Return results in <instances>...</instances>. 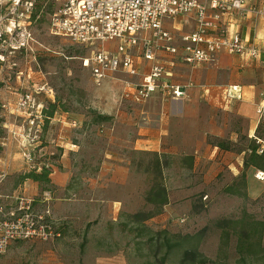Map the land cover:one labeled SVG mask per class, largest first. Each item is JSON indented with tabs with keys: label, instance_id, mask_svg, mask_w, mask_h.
I'll use <instances>...</instances> for the list:
<instances>
[{
	"label": "rangeland",
	"instance_id": "obj_1",
	"mask_svg": "<svg viewBox=\"0 0 264 264\" xmlns=\"http://www.w3.org/2000/svg\"><path fill=\"white\" fill-rule=\"evenodd\" d=\"M37 8L42 11L39 22L32 28V52L16 57L14 61L18 63V68L15 71L2 73L4 79L7 75L10 76V91L7 94L1 91L0 100H4L6 96L16 98L21 93L15 80V74L21 72L29 89L31 85H46L52 91V98L65 103L66 109L73 116L71 124L74 122L75 127L68 126V130H65L61 129L63 126L60 123L53 122L44 131L41 126L40 142L51 146L55 130L61 138L68 135L78 145V152L72 159V177L83 176L87 183L78 184V189L77 184L74 185L76 199L72 202L62 201L66 192H59L56 186L48 185L57 200L53 216L60 229H64L66 233L63 239L61 237L49 243H12L0 255V264H103L105 260L112 264L109 259L120 254L126 264H160L164 256L166 258L162 264H180L182 252L191 246L199 254L198 261L185 264H237L236 238L230 234L227 243L223 242L221 231L216 227L220 222L225 223L224 227H254L253 223H264V199L262 195L256 199L247 197L246 186L242 188L238 179L229 183L227 176L221 178L212 175L210 162L203 160L196 167L181 165L182 160L191 157L193 152H171L159 155L160 158L157 156L162 169V180L153 171L151 162L154 154L130 152L127 155L131 160L130 164L119 165V174L124 175L129 183L119 185L114 192L107 191L108 194L113 193L115 198L112 199L120 202L119 214H106L109 201L106 202L102 191L94 190L95 185L92 183L100 174H108L101 171L102 152L105 145L109 144L108 139H121L122 136L115 133L118 123L108 120L99 125L94 122L93 113L98 114L96 102L101 89L92 84L86 60L91 57L95 48H100V44L87 47L49 36L47 22L54 8L47 6L41 9V5ZM117 45L118 41H114L103 47L107 52L113 53ZM28 68L30 71L26 70ZM125 80L129 79L116 74L110 81L120 83ZM39 97L42 100L49 98L44 95ZM142 108L136 107V112H140L137 110ZM9 122L16 134L21 132L22 119L11 118ZM137 125L140 129V120ZM3 137L6 138L7 134L0 128V138ZM13 139L10 138L7 142L10 143L8 147L17 146L20 137ZM3 149L0 147L1 193L32 198L48 189L30 183L19 184V175L31 169L25 165L19 167L22 159L19 160L18 155H15L18 152L11 153L10 161L8 160L13 167L5 166ZM55 149H49L44 158H38L35 153V171L40 168V172L44 164L53 163L55 167L58 155ZM158 183L166 192L167 201L163 206L146 201L150 191ZM235 183V195L226 193L225 188ZM135 214L150 217L133 220ZM109 219H114L116 223ZM202 229L206 230L199 234ZM188 235L195 239L185 240L184 237ZM175 242L179 245L167 252L168 246ZM124 243L132 244L125 249ZM261 244L264 247V231ZM253 264H264V257L257 255Z\"/></svg>",
	"mask_w": 264,
	"mask_h": 264
},
{
	"label": "built area",
	"instance_id": "obj_2",
	"mask_svg": "<svg viewBox=\"0 0 264 264\" xmlns=\"http://www.w3.org/2000/svg\"><path fill=\"white\" fill-rule=\"evenodd\" d=\"M39 5L41 9L54 8L47 22L49 36L87 47L100 44V48H95L86 60L95 87L100 88L105 80L116 74L139 76L132 55L134 50L138 52V59L151 64L139 83L122 81L123 91L118 102L121 105L128 103V106L140 107L155 94L165 100L177 101L193 87L191 83L180 86L170 82L166 68L156 60L159 51L172 56L178 53L173 37L163 28L164 21L194 14V30L180 39L182 54L179 56L181 63L192 68L211 63L218 53L258 58V50L248 47L238 35H212L216 29L214 22L221 14L245 12L243 0H0V93L10 91V76L4 79L2 73L15 71L18 68L14 61L16 57L32 52V28L41 18ZM208 9L216 14L209 17ZM254 13L264 14L262 10ZM114 41H118L115 52H107L103 46ZM26 70L30 71L29 68ZM22 76L21 72L15 74L21 93L14 103L0 100V128L7 134L6 138H0V147L5 149L10 138L16 140L20 137L17 146L22 161L26 167L35 170L33 148L40 141L43 123V105L38 97L44 93L52 99V91L46 85H31L29 89ZM256 112L259 118L264 116V94ZM11 118L22 119L20 133L11 129ZM140 124H147L143 114ZM71 126L75 127V123ZM263 151L259 148L256 153L260 155ZM52 164L43 167L51 169ZM254 178L264 182V173L257 172ZM54 201L53 191L49 188L32 198L0 192V255L12 243H49L60 238V227L53 216Z\"/></svg>",
	"mask_w": 264,
	"mask_h": 264
},
{
	"label": "crops",
	"instance_id": "obj_3",
	"mask_svg": "<svg viewBox=\"0 0 264 264\" xmlns=\"http://www.w3.org/2000/svg\"><path fill=\"white\" fill-rule=\"evenodd\" d=\"M243 1L245 12L221 14L218 21L214 22L216 29L212 35L214 37H221L224 34L238 35L248 47H255L258 50L257 59L218 53L211 63L197 67L192 68L181 63L180 39L192 33L195 27L194 14H190L163 22V28L173 37V45L178 49L177 55L172 56L165 51L156 54L157 62L169 73L170 82L180 86L188 83L193 85L186 90L183 98L171 101L155 94L140 106L143 107L137 110L140 112H136V107L128 106V103L122 105L118 103L123 91L122 82L115 83L107 79L100 87L101 91L96 102L97 113L99 116L107 117L110 122L112 120L118 123L115 133L117 136L118 134L122 136L121 139H108L109 144L103 148L101 162V171L108 174H100V177L92 183L95 185L94 190L102 191L107 199L106 202L109 201L106 214L111 216L119 214L120 202L112 199L115 198L112 196L113 193L108 194L107 191L114 192L113 190L119 185L129 183L124 175L119 174V165L130 164L131 160L127 157L130 152L142 151L158 157L171 152H193L191 157L182 160L181 165L196 167L198 162L203 160L210 162L212 175L221 178L227 176L230 179L229 183L237 181L244 171L247 197L256 199L263 194L264 182L257 181L254 175L257 172H264L252 167L243 170V163L249 156L250 146L257 145L258 149H264V116L259 118L256 112L264 94V14L254 13L256 10L264 12V0ZM214 14L216 12L212 9L207 10L209 17ZM132 55L135 56L134 63L139 69V76L122 75L133 83H139L148 73L151 64L138 59L136 50L132 51ZM14 101L15 98L9 96L2 100L10 104ZM38 101L44 104V100L40 97ZM140 114L145 115L147 124L140 125L139 129L137 121L140 120ZM72 119L71 113L58 111L50 124L57 122L63 126L61 129L68 130ZM57 134L55 130L51 146H41L38 142L33 149L45 155L49 149L56 148L58 155L54 162L55 167L51 168L50 184L56 186L59 192H66L62 201L72 202L76 199L74 189L79 188L78 184H86L87 181L83 176L72 177L71 169L74 162L72 159L78 152V145L74 144L66 133L67 136L63 138ZM9 144L3 149L5 156L3 163L7 167L11 166L9 162L11 153L18 152L15 155H18L19 160L21 158L18 146L8 147ZM50 154L52 155V152ZM20 161L19 167L24 166L23 161ZM27 183L37 187L35 183L29 181L23 184ZM56 208L55 199L53 212ZM109 220L116 223L114 219ZM60 233L63 239L66 234L64 229H60ZM131 244L124 243L123 246L127 249ZM119 246L118 248L121 249ZM121 257L120 254L109 260H112V264H126ZM103 264L110 263L105 260Z\"/></svg>",
	"mask_w": 264,
	"mask_h": 264
},
{
	"label": "trees",
	"instance_id": "obj_4",
	"mask_svg": "<svg viewBox=\"0 0 264 264\" xmlns=\"http://www.w3.org/2000/svg\"><path fill=\"white\" fill-rule=\"evenodd\" d=\"M1 88V84H0ZM41 95H44L42 93ZM39 95V96H41ZM45 96V95H44ZM60 111L64 113H69L68 109H66L65 103H63L61 100L53 98L44 100L43 104V110H42V116H43V125L42 128L44 131L49 127L51 120L54 118L55 114ZM94 122L96 124H101L106 121H108L107 117L99 116L98 114H95ZM2 121H0L1 125ZM40 142V141H39ZM41 146H46L45 143L42 144L40 142ZM258 149L257 145L250 146V153L247 158H245L243 163V170H246L249 167L255 168L259 171L264 172V151L262 154L258 155L256 153ZM38 155V158H44V155H41L39 152H35ZM35 154V156H36ZM154 168V173L156 176H158L162 180V169L160 167V161L157 157V155H153V161L151 162ZM50 174L51 169H46L44 167L41 168L40 172H37L35 170L30 171H24L19 175V184H23L24 182H32L35 183L38 187H43L45 189L48 185H50ZM239 184L244 188L246 186L245 184V175L244 171L242 174L238 177ZM236 186V183L233 184L230 187L225 188L226 193H230L231 195H235L236 189H233V186ZM48 188V187H47ZM262 198L264 199V192L262 194ZM146 201L149 203L157 204L160 206H163L166 204V192L162 185L159 183L152 188L149 195L146 198ZM195 209V207H193ZM150 215H140L135 214L133 215V220H144L148 219ZM224 222H220L216 227L221 231V240L225 243H227L229 235L232 234L236 238V244H235V253L237 255V264H253V260L256 258L257 255H261L264 257V247H262L261 240L262 235L264 231V223H253L254 227H224ZM206 229H202V231L199 234H202ZM231 232V233H230ZM185 240H191L193 241L195 237L185 236ZM179 244L175 242L173 245L168 246V251L171 252L174 248H176ZM168 254V253H166ZM167 256V255H166ZM199 254L194 249V247L191 246L190 249H186L182 252L180 264L185 263H195L198 261ZM165 256L160 261V264L165 260Z\"/></svg>",
	"mask_w": 264,
	"mask_h": 264
}]
</instances>
